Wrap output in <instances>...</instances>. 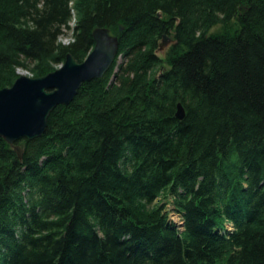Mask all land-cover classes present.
<instances>
[{"label": "trees", "instance_id": "trees-1", "mask_svg": "<svg viewBox=\"0 0 264 264\" xmlns=\"http://www.w3.org/2000/svg\"><path fill=\"white\" fill-rule=\"evenodd\" d=\"M99 26L109 70L0 135V264H264V0H0V88Z\"/></svg>", "mask_w": 264, "mask_h": 264}, {"label": "water", "instance_id": "water-1", "mask_svg": "<svg viewBox=\"0 0 264 264\" xmlns=\"http://www.w3.org/2000/svg\"><path fill=\"white\" fill-rule=\"evenodd\" d=\"M93 34L95 44L83 60L68 53L54 70L38 76L20 73L11 85L0 88V135L20 154L23 150L16 141L42 135L51 111L58 104L70 103L84 81L103 76L113 64L119 51V36L101 26ZM171 40L173 37L165 33L160 47ZM176 116L185 117L182 102L177 104Z\"/></svg>", "mask_w": 264, "mask_h": 264}, {"label": "rangeland", "instance_id": "rangeland-1", "mask_svg": "<svg viewBox=\"0 0 264 264\" xmlns=\"http://www.w3.org/2000/svg\"><path fill=\"white\" fill-rule=\"evenodd\" d=\"M72 24L74 23V19H73V21L71 22ZM71 31V30H70ZM70 31H68L67 33H63L62 35H61V38H60V40L62 41V42H68L70 39H72V37L69 35L70 33ZM174 39V38H173ZM163 40V38H161L160 39V42ZM175 41V39L174 40H171L170 42H169V44L168 45H166V46H164V47H160L158 50H157V53H158V55H160L161 57H164V55H165V53H166V50L170 47V45L173 43ZM124 57H123V55H119V57H118V59H117V65H116V67H115V70H117L118 69V64L119 63H121L122 61H124ZM60 65V64H59ZM59 65H57V67L59 66ZM162 66L159 68V69H157V71L160 73L161 71H162ZM18 72H20V73H26V74H28V75H32L33 73H32V71H31V69L30 68H25V67H19L18 68ZM169 207H172V205H170L169 204ZM171 218H173V220H175V221H178V222H180L181 221V217H180V215H179V213H176V212H171ZM229 226H230V224H229Z\"/></svg>", "mask_w": 264, "mask_h": 264}]
</instances>
